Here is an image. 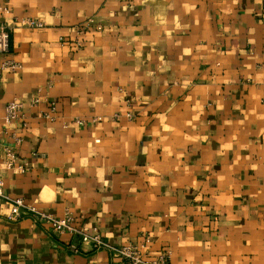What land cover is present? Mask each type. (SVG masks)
<instances>
[{
  "label": "crops",
  "instance_id": "obj_1",
  "mask_svg": "<svg viewBox=\"0 0 264 264\" xmlns=\"http://www.w3.org/2000/svg\"><path fill=\"white\" fill-rule=\"evenodd\" d=\"M0 23L17 65L0 77V264H117L82 233L264 264V0H0ZM18 198L78 232L9 221Z\"/></svg>",
  "mask_w": 264,
  "mask_h": 264
},
{
  "label": "built area",
  "instance_id": "obj_2",
  "mask_svg": "<svg viewBox=\"0 0 264 264\" xmlns=\"http://www.w3.org/2000/svg\"><path fill=\"white\" fill-rule=\"evenodd\" d=\"M23 24L33 29H40L44 27L41 22L33 19L23 20ZM76 46L80 48L81 43L78 42ZM10 54V29L5 24L0 23V77L4 73L12 71L17 67L15 62L11 59ZM262 102L264 104V89ZM4 109L5 117L8 122L18 120L22 116V107L16 102L7 104ZM46 116L48 117L49 115ZM100 120L101 118H97L92 121L98 122ZM9 166H12V164H9ZM0 199H8V196L5 193L4 181L2 179H0ZM26 217L47 222L51 225L56 233L78 232L73 227V216L66 215L61 219L52 218L35 206H28L21 198L13 199L12 208L8 216V220L17 222ZM81 235L82 242L84 244L90 245L93 249H110L111 251H113L117 260V264H171L170 252L167 250L160 252L155 257L151 256V239L149 237H146L142 243H129L120 247H112L105 242V240L99 233H96L94 235L82 233Z\"/></svg>",
  "mask_w": 264,
  "mask_h": 264
}]
</instances>
